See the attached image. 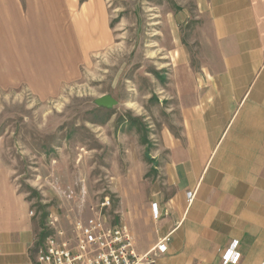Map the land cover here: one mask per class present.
Returning a JSON list of instances; mask_svg holds the SVG:
<instances>
[{
    "label": "crops",
    "instance_id": "obj_1",
    "mask_svg": "<svg viewBox=\"0 0 264 264\" xmlns=\"http://www.w3.org/2000/svg\"><path fill=\"white\" fill-rule=\"evenodd\" d=\"M19 3L7 4L8 40L16 38L14 27L24 30L27 14L19 12ZM192 3L193 12L187 6L173 12L178 33L164 42L163 62L174 65L164 93L173 100L168 107L173 121L154 143L152 180L141 183L138 173L122 178V219L115 224L129 227L138 253L169 235L155 264H221L222 251L234 241L240 255L235 264H264V0ZM60 7L56 0L49 11L55 40ZM78 15L80 46H106L102 1L81 2ZM17 39L12 51L3 50L8 76L12 66L27 61L22 33ZM2 188L0 264H36L30 205L10 183Z\"/></svg>",
    "mask_w": 264,
    "mask_h": 264
},
{
    "label": "rangeland",
    "instance_id": "obj_2",
    "mask_svg": "<svg viewBox=\"0 0 264 264\" xmlns=\"http://www.w3.org/2000/svg\"><path fill=\"white\" fill-rule=\"evenodd\" d=\"M11 1L0 0V191L8 182L29 203L37 244L50 232L49 213L67 227L77 217L87 218L105 196L110 206L104 214L117 223L122 178L138 173L141 183L152 180L154 143L173 121L168 109L173 100L164 93L174 65L163 62L164 42L178 33L173 12L181 6L193 12L194 4L101 0L107 43L85 48L77 18L87 0H59L56 40L49 21L56 0H18L19 12L27 14L24 30L14 27L16 38L8 40L4 25ZM18 33L26 40L27 61L12 66L8 76L3 50L14 49ZM103 95L117 103L96 106L94 99Z\"/></svg>",
    "mask_w": 264,
    "mask_h": 264
},
{
    "label": "built area",
    "instance_id": "obj_3",
    "mask_svg": "<svg viewBox=\"0 0 264 264\" xmlns=\"http://www.w3.org/2000/svg\"><path fill=\"white\" fill-rule=\"evenodd\" d=\"M100 206H91L87 218L77 217L62 226L55 213H49V234L38 244L36 264H155L168 248L169 235L163 236L145 253L134 249L129 227L112 223L104 210L110 206L107 196ZM154 217L158 216L154 208ZM38 243V242H37ZM237 241L222 252L221 264H235L239 258Z\"/></svg>",
    "mask_w": 264,
    "mask_h": 264
},
{
    "label": "water",
    "instance_id": "obj_4",
    "mask_svg": "<svg viewBox=\"0 0 264 264\" xmlns=\"http://www.w3.org/2000/svg\"><path fill=\"white\" fill-rule=\"evenodd\" d=\"M117 101L110 95H103L94 99V104L99 107L111 108Z\"/></svg>",
    "mask_w": 264,
    "mask_h": 264
},
{
    "label": "trees",
    "instance_id": "obj_5",
    "mask_svg": "<svg viewBox=\"0 0 264 264\" xmlns=\"http://www.w3.org/2000/svg\"><path fill=\"white\" fill-rule=\"evenodd\" d=\"M149 159H151L150 157H148ZM44 238V237H43ZM43 238H41V239H43Z\"/></svg>",
    "mask_w": 264,
    "mask_h": 264
}]
</instances>
